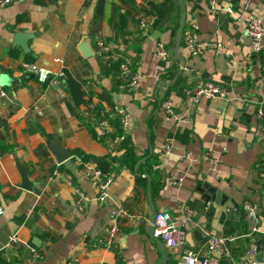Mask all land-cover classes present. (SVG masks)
Instances as JSON below:
<instances>
[{"label": "crops", "instance_id": "0c3cea01", "mask_svg": "<svg viewBox=\"0 0 264 264\" xmlns=\"http://www.w3.org/2000/svg\"><path fill=\"white\" fill-rule=\"evenodd\" d=\"M152 9L157 21L148 37H142L137 16ZM94 10L95 0H17L0 7V74L14 80L0 86L4 92L0 94V252L5 264H65L70 255L77 257L74 264H118L112 246L120 255L119 264H183L179 248L165 247L150 235L149 228L154 211L167 210L175 216L180 201L193 211L188 226L180 228L184 245L204 255L198 228L203 226L239 235L230 245L234 264L259 260L262 252L256 255L255 243L264 244V184L257 179V163L264 151V134L253 108L260 102L264 111V88L256 84L264 77V38L262 48L250 52L243 22L249 10L264 17V0H158L155 4L150 0H103L100 15ZM183 12L184 22L196 21L197 37L220 41L219 50L206 48L190 54L180 37L176 55L182 56L183 64L172 57ZM17 14L22 18L15 20ZM17 30L32 33L26 49L13 43ZM96 34L130 57L138 78L129 93L119 92L111 74L100 69L94 54ZM83 37L90 46L87 56L77 46ZM157 40L169 52L164 61L156 54ZM28 62L51 70L45 82L22 72ZM58 71L61 76L56 75ZM197 74L224 88L225 97L189 101L182 88L190 86ZM107 93L130 114L127 135L135 158L151 153L157 163L149 171H156L162 180L170 175L175 184L163 180L152 194V174L139 172L144 178L136 182L138 164L130 169L120 158L124 148L118 147V141L107 142L97 135L93 127L97 116L91 108L100 100L108 102L102 97ZM165 98L187 118L167 120L162 108ZM57 134L63 147L79 149L111 175L105 202L95 199L94 188L71 152L62 162L55 161L45 138ZM165 139L170 140V148L161 152ZM208 148L218 161L211 163L201 155ZM15 159L26 167L30 189L20 187ZM74 185L84 195L80 207ZM247 197L258 204L255 219L243 214L241 204ZM114 204L122 205L129 216L120 217L121 235L106 246L103 227ZM17 215L23 220L17 222ZM252 227L254 234L240 235ZM10 234L22 245L20 253L6 244ZM33 236L40 240L39 246L34 245L37 256L25 247ZM84 238H88L86 246Z\"/></svg>", "mask_w": 264, "mask_h": 264}, {"label": "built area", "instance_id": "2783aa9c", "mask_svg": "<svg viewBox=\"0 0 264 264\" xmlns=\"http://www.w3.org/2000/svg\"><path fill=\"white\" fill-rule=\"evenodd\" d=\"M17 0H0V7L6 6L9 3ZM226 11H230L229 7H225ZM156 15L154 13H142L137 16L136 25L138 34L142 37H148V33L152 25L154 24ZM198 25L196 21L191 18L183 23L181 30V40L183 47L190 54H198L200 51L206 48H213L219 50L221 42L218 40L205 39L201 40L197 37ZM243 32L247 38V42L250 48V52H257L263 46L264 38V17L255 14L249 10L246 12L243 22ZM94 54L96 58L102 64H115L117 67V83L116 87L119 92L125 94L129 93L137 83L138 74L131 69L130 57L122 52L119 47H114L106 39L100 35H94ZM155 51L158 58L162 61L169 57V52L165 44L157 40L155 41ZM183 67V66H182ZM22 72L31 73L38 82H45L50 75L51 70L44 64H35L33 62L24 63ZM57 76H61L62 72H56ZM256 84L264 88V77L257 79ZM0 94L4 92L0 89ZM182 94L191 102H196L200 97L212 98V97H225V90L216 83L205 80L203 76L197 74L195 80L190 86H184L182 88ZM36 108V105L33 104ZM162 108L164 116L167 120L176 122L179 120H185L187 115L178 113L169 98H165L162 101ZM254 114L259 118V129L264 134V111L261 107V103L258 102L253 108ZM115 115L118 122V132L113 135L112 142L120 141L130 128V114L128 110L119 104L118 102L108 103L106 101H99V108L96 119H94L93 127L97 135L109 134L110 132V119ZM170 148V140L165 139L161 143V152H167ZM74 160L80 164L82 175L86 178L89 184L95 190V199L99 203L106 201L108 192L107 188L111 182V175L101 170L94 163L87 159H83L79 154H72ZM206 157L209 162L214 163L219 160L217 156H212L210 149H206L201 154ZM261 162L264 163V151L262 152ZM261 182H264V172L259 170L258 178ZM163 180L167 184H175L176 180L172 176H164ZM74 194L76 196L75 202L78 207L81 206L84 200L83 192L74 185ZM208 201L205 203V207L208 206ZM242 210L246 217H256V209L258 204L254 200L247 198L242 200ZM3 208L0 203V213ZM175 210L177 215L172 216L167 210H156L150 217L149 228L150 235L153 238H159L161 243L165 247H177L179 248V259L183 264H234V257L231 256L230 245L234 242L239 235L230 233L215 232L203 226H198L202 236L203 244L205 248L204 255L200 256L196 250L184 245L183 231L180 229L186 228L192 214V209L184 202H177ZM129 216L122 205L114 204L110 207L107 220L103 227V242L106 246H110L112 243L118 241L121 235L119 230L118 221L122 216ZM255 227L249 232L240 234L241 236L254 234ZM16 242V236L10 234L8 236L7 245H11ZM29 253L34 256L39 255L37 248L32 243L25 244ZM253 252L254 246L249 248ZM261 258L256 260L251 258L250 264L261 263L264 264V244L261 246ZM77 260L75 255L67 257L65 264H74Z\"/></svg>", "mask_w": 264, "mask_h": 264}, {"label": "trees", "instance_id": "16d2710c", "mask_svg": "<svg viewBox=\"0 0 264 264\" xmlns=\"http://www.w3.org/2000/svg\"><path fill=\"white\" fill-rule=\"evenodd\" d=\"M150 1H152V3L155 4L158 0H150ZM102 3H103V0H95V10H94V14L100 15L101 9H102ZM147 13H154L156 15L157 12H156L155 9H152L150 12H147ZM20 18H22V15L21 14H17L15 16V20L20 19ZM156 21H157V19L155 18L154 23ZM98 62L100 64V69L102 70V72H104V73H110L111 74V76L113 77V84L116 86V83H117L118 79H117V67L115 66V64L106 65V64H102L99 60H98ZM102 97H103V99H106L108 101V103H112L113 102L112 101V98H111V95L109 93H107L106 95H104ZM98 108H99V102H96V103H93L92 104V108L91 109H92L93 113L95 114V116H97ZM112 120H113V122H112ZM110 122H112L114 124V130L111 131V132H109V134L99 135V137H102L107 142H111L112 143V137H113V135L118 132V122H117V118H116L115 115L112 116V118L110 119ZM91 129L93 131V128L92 127H91ZM117 144H118V147H123L124 148V153L120 157V158H122V162H124L127 166H129L130 169H133V165L135 164V162H137V160L139 158L138 159L135 158V155L133 153V149L134 148L132 146L131 139L126 134L120 141H118ZM70 152L72 154H79V155H81L83 159H87L88 158V156L86 154H83L77 148L71 149ZM128 155H131L130 160L128 158ZM114 158L115 157L113 155L112 156L113 162H114ZM100 162H101V160L98 159V164ZM139 162H138V166H137V168L135 170L136 173H137V175L134 177L136 182L137 181H140V180H142L144 178V177H141L139 175V172L140 173H148V174H150L151 173V170L149 171V168L152 169L153 165L155 163H157L155 157L153 155L151 156V153L148 154V155L145 154V157L142 160H140ZM257 164H258L259 169L264 172V163L261 162V160H260V162H258ZM151 174H152V179H150V183H149L150 184V191L152 192V194H154V193L157 192V190L161 186L163 180H162V176L159 177V178H157L158 175H157V172L156 171L152 172ZM69 180H70V182L74 183V178H73L72 175H70V179ZM262 184H264V182H262ZM14 219L17 222H20V221L23 220V216L22 215L14 216ZM87 239L88 238H84L85 246L88 245V244H86ZM11 245L12 246H15L17 248V250H18L19 253L22 251V245L17 244L16 242L15 243H12ZM112 249L116 253V262L118 264L121 263V258H120V255H119L118 251H117V248L115 246H112ZM5 263H6V258L0 252V264H5Z\"/></svg>", "mask_w": 264, "mask_h": 264}, {"label": "water", "instance_id": "95a60500", "mask_svg": "<svg viewBox=\"0 0 264 264\" xmlns=\"http://www.w3.org/2000/svg\"><path fill=\"white\" fill-rule=\"evenodd\" d=\"M185 17H184V12L181 15V18L179 20L176 32H175V36H174V44L172 47V57L179 59L182 64L184 62L182 56H177L176 55V49L177 46L179 44V40L181 37V30H182V26L184 23ZM32 36V33L29 31H15L13 33V43L18 44L22 49H26V42L27 39L29 37ZM78 49L80 50L81 54L83 56H87L91 53L90 51V46H89V42L87 40L86 37H83L79 43H78ZM2 75L7 76L10 79V83H5L6 85H10L12 83L13 77L7 75L6 73H2ZM45 145L47 147V149L49 150V152L53 155V157L55 158L56 162H62L63 160L67 159L70 157L71 153L70 151L63 147L60 143V136L59 134L55 135L53 138H45ZM144 157H141L137 160V162L134 164V169L136 168V165L138 164V162L140 160H142ZM14 164L18 170L19 176H20V187L24 188V189H30L31 185H32V181L28 180L27 178V173H26V167L19 161V160H14ZM136 173V172H135ZM31 243L35 246H39L40 244V240L37 236H33L31 238ZM29 253L26 254V257H29ZM163 264V263H160Z\"/></svg>", "mask_w": 264, "mask_h": 264}, {"label": "clouds", "instance_id": "9594fccd", "mask_svg": "<svg viewBox=\"0 0 264 264\" xmlns=\"http://www.w3.org/2000/svg\"><path fill=\"white\" fill-rule=\"evenodd\" d=\"M5 83H10V79L5 75L0 74V86L4 85Z\"/></svg>", "mask_w": 264, "mask_h": 264}, {"label": "rangeland", "instance_id": "374dc122", "mask_svg": "<svg viewBox=\"0 0 264 264\" xmlns=\"http://www.w3.org/2000/svg\"><path fill=\"white\" fill-rule=\"evenodd\" d=\"M255 244H256V255L260 256L261 247L257 242Z\"/></svg>", "mask_w": 264, "mask_h": 264}]
</instances>
